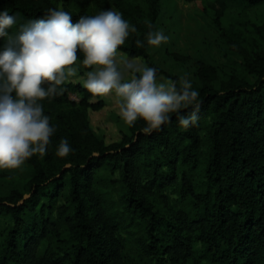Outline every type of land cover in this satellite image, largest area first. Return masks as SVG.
Returning <instances> with one entry per match:
<instances>
[{
  "label": "trees",
  "instance_id": "1",
  "mask_svg": "<svg viewBox=\"0 0 264 264\" xmlns=\"http://www.w3.org/2000/svg\"><path fill=\"white\" fill-rule=\"evenodd\" d=\"M214 4L213 21L242 62L225 78L194 62L195 126L182 129L172 113L170 123L145 134L138 119L106 143L89 121V110L104 106L92 100L99 95L65 82L60 94L39 101L56 131L42 158L25 161L24 187L0 195V264H264V51L236 46L220 21L233 5L261 7L264 0ZM50 8L73 22L120 12L136 32L117 50L155 68L157 78L179 79L156 65L147 44L160 0H0V10L16 16L10 36ZM260 28L264 33V23ZM7 42L0 37V47ZM62 138L73 150L66 157L56 155Z\"/></svg>",
  "mask_w": 264,
  "mask_h": 264
},
{
  "label": "clouds",
  "instance_id": "2",
  "mask_svg": "<svg viewBox=\"0 0 264 264\" xmlns=\"http://www.w3.org/2000/svg\"><path fill=\"white\" fill-rule=\"evenodd\" d=\"M15 23V15L0 10V37L8 38L0 47V169H16L33 155L46 154L56 129L39 101L60 94L57 86L76 76L77 69L70 66L77 61V51L83 53L81 63L92 68L84 74L82 86L93 96L114 93L118 114L127 125L141 119L142 131L151 134L170 123L172 113L182 129L198 123L199 92L191 80L181 76L158 81L155 68L118 59V47L136 32L120 12L102 10L73 22L68 12L50 8L44 18L28 21L10 36L7 30ZM149 29L148 45L168 41L163 31L151 25ZM136 44L142 46L139 40ZM45 82L47 88L42 86ZM189 106L191 111H182ZM71 151L62 138L56 155L66 157Z\"/></svg>",
  "mask_w": 264,
  "mask_h": 264
},
{
  "label": "rangeland",
  "instance_id": "3",
  "mask_svg": "<svg viewBox=\"0 0 264 264\" xmlns=\"http://www.w3.org/2000/svg\"><path fill=\"white\" fill-rule=\"evenodd\" d=\"M214 6V0H160L157 30L163 31L169 39L159 46H150V54L156 65L179 78L186 76L192 83L197 82L194 68L197 60L216 68L222 78L229 76L233 68H237L242 60L229 48L225 37L220 35L212 18ZM220 21L224 35L233 37L236 46L248 51H264V33L260 28L264 23V6L243 9L233 5L232 11L222 15ZM117 52L118 59L128 58L122 52ZM172 53L189 58L175 59ZM134 60L146 66L142 59ZM81 62L82 60L77 59L72 66L77 69V74L69 77L66 82L82 85V80L86 78L84 74L92 68L86 69ZM125 79H130V76L126 74ZM157 80L170 79L161 75ZM70 97L78 100L74 93H70ZM96 99L103 100L104 106L99 111L89 110L91 127L106 143L120 140L121 134L127 132V124L118 114L114 93L92 98ZM26 180L25 164L16 169H0V195L13 188H23Z\"/></svg>",
  "mask_w": 264,
  "mask_h": 264
},
{
  "label": "crops",
  "instance_id": "4",
  "mask_svg": "<svg viewBox=\"0 0 264 264\" xmlns=\"http://www.w3.org/2000/svg\"><path fill=\"white\" fill-rule=\"evenodd\" d=\"M119 141V140H118ZM115 142V141H114Z\"/></svg>",
  "mask_w": 264,
  "mask_h": 264
}]
</instances>
